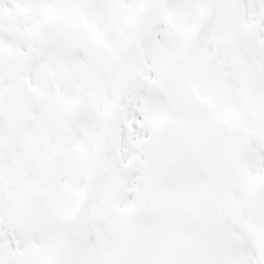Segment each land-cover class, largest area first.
I'll use <instances>...</instances> for the list:
<instances>
[{
	"label": "snow or ice",
	"instance_id": "obj_1",
	"mask_svg": "<svg viewBox=\"0 0 264 264\" xmlns=\"http://www.w3.org/2000/svg\"><path fill=\"white\" fill-rule=\"evenodd\" d=\"M0 264H264V0H0Z\"/></svg>",
	"mask_w": 264,
	"mask_h": 264
}]
</instances>
